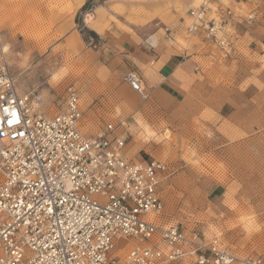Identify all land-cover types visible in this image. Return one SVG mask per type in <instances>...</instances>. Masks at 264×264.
Segmentation results:
<instances>
[{
  "label": "rangeland",
  "instance_id": "rangeland-1",
  "mask_svg": "<svg viewBox=\"0 0 264 264\" xmlns=\"http://www.w3.org/2000/svg\"><path fill=\"white\" fill-rule=\"evenodd\" d=\"M153 1L0 0L3 60L18 92L39 94L48 114L63 109L64 90L71 85L80 95L83 134L95 135L111 123L126 137L125 160L153 158L166 165L158 224L217 237L238 259L264 264V0H239L235 5L222 0L223 9L240 20L236 27L231 24L237 46L230 56L189 36L184 27L168 35L178 49L195 45L201 57L195 58L198 71L214 87L225 89L233 105L243 106L240 117L228 118V108L219 114L206 107H181L172 114L146 106L139 119H125L111 100L103 59L94 52L99 44L92 37L79 47L68 43L66 35L77 31L88 37L86 16L97 12L99 18L103 10L108 19L114 15L117 22H134L140 10L126 6ZM190 2L189 9L204 0ZM115 4L122 6L112 7ZM96 22L88 26H98L102 33ZM124 244L119 241L117 247ZM124 251L117 255L122 257Z\"/></svg>",
  "mask_w": 264,
  "mask_h": 264
},
{
  "label": "built area",
  "instance_id": "built-area-1",
  "mask_svg": "<svg viewBox=\"0 0 264 264\" xmlns=\"http://www.w3.org/2000/svg\"><path fill=\"white\" fill-rule=\"evenodd\" d=\"M211 1L187 11L186 31L230 56L232 11L210 17ZM4 54L0 34V264H262L217 237L158 224L166 165L125 160L126 137L111 123L83 134L71 85L63 109L48 114L39 94L18 92ZM126 81L148 99L133 75Z\"/></svg>",
  "mask_w": 264,
  "mask_h": 264
},
{
  "label": "crops",
  "instance_id": "crops-1",
  "mask_svg": "<svg viewBox=\"0 0 264 264\" xmlns=\"http://www.w3.org/2000/svg\"><path fill=\"white\" fill-rule=\"evenodd\" d=\"M227 1L232 5L240 3L239 0ZM190 3V0H156L134 6L127 5L126 7L140 10L132 17L135 21L127 24L117 22L114 15H108V19L104 10L99 18L95 12L91 15L95 16L97 25L102 26V33L89 27L88 22L85 23V27L94 33L96 37L93 38L99 44L94 52L103 59V68L108 78L106 84L112 94L111 100L116 103L119 115L125 116V119L131 120L134 116L139 119L140 112L146 106L172 114L181 107L188 111L206 107L208 111L210 108L212 112L219 114L228 108V118L232 119L244 113L243 106L233 105L225 89L214 87L198 71L195 58L201 57L194 52L196 48L192 42L186 48L178 49L168 40V35L179 34L183 27L186 31L187 22L186 19H181V13L186 17ZM221 5L222 0L210 2L211 9L215 6L214 11ZM121 6L115 4L112 7ZM176 8L181 13H177ZM238 22L240 20L232 12L231 24L235 26ZM75 32L66 35L68 43L71 40L74 42L72 45H85L82 34ZM189 36L201 39L198 36ZM76 37L80 42L74 40ZM88 38L92 36L89 35L86 39ZM130 75L138 80L143 93L148 95L146 101L128 85L126 79Z\"/></svg>",
  "mask_w": 264,
  "mask_h": 264
},
{
  "label": "bare ground",
  "instance_id": "bare-ground-1",
  "mask_svg": "<svg viewBox=\"0 0 264 264\" xmlns=\"http://www.w3.org/2000/svg\"><path fill=\"white\" fill-rule=\"evenodd\" d=\"M94 20H95V18H94V16H92L91 14H88L87 16H86V20H85V22H88V24H94ZM93 26H96V25H93ZM98 33H101V29L98 27V26H96V27H93Z\"/></svg>",
  "mask_w": 264,
  "mask_h": 264
},
{
  "label": "trees",
  "instance_id": "trees-1",
  "mask_svg": "<svg viewBox=\"0 0 264 264\" xmlns=\"http://www.w3.org/2000/svg\"><path fill=\"white\" fill-rule=\"evenodd\" d=\"M87 4H88V3H86V4L82 7V10H85V9L87 8ZM87 32H88V35H91L92 37H96V36L94 35V33H92L91 31H87ZM82 38H83L84 41H86V36L82 35Z\"/></svg>",
  "mask_w": 264,
  "mask_h": 264
}]
</instances>
